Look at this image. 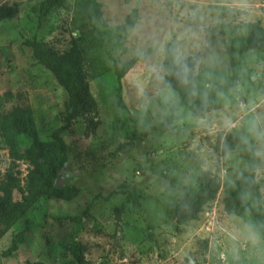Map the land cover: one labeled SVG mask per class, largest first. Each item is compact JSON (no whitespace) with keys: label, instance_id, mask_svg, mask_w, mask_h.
Here are the masks:
<instances>
[{"label":"rangeland","instance_id":"374dc122","mask_svg":"<svg viewBox=\"0 0 264 264\" xmlns=\"http://www.w3.org/2000/svg\"><path fill=\"white\" fill-rule=\"evenodd\" d=\"M42 1L0 0V5L19 8L16 18L0 22V116L29 106L39 139L49 141L65 125L66 93L24 42L36 39L63 52L71 38L83 45L91 33L76 17V0L69 11L58 9L39 21ZM98 1L109 26L122 24L138 8V24L114 52L120 62L150 46L152 52L122 79L125 110L117 107L110 72L103 82L89 77L100 125L90 138L84 137L79 120L61 134L85 157L81 164L70 158L61 178L79 193L71 201L40 199L0 236V264H75L66 249L73 242L87 247L84 256L90 264H264V240L251 220L223 210L225 188L247 171L245 159L236 150L227 156L217 150L219 137L227 132L253 148L254 176L261 184L258 210L264 215V54L248 51L233 65L228 54L229 44H241L248 23L264 27V0ZM168 42L176 44V57L198 55L197 85L204 93L213 91L220 107L201 119L180 109L164 127L177 100L162 87ZM11 163L8 151L0 148V181ZM28 169L24 161L14 163L22 185ZM207 175L222 181L217 198L197 220L176 230L173 205ZM13 199L20 200V193L14 191ZM86 209L81 223L66 219ZM25 229L15 255L3 257L11 239Z\"/></svg>","mask_w":264,"mask_h":264},{"label":"trees","instance_id":"16d2710c","mask_svg":"<svg viewBox=\"0 0 264 264\" xmlns=\"http://www.w3.org/2000/svg\"><path fill=\"white\" fill-rule=\"evenodd\" d=\"M73 0H44L39 3L37 15L39 21L47 18L58 9L69 11ZM76 17L86 23L91 38L86 44H80L71 38L69 48L63 52L54 45L26 40L25 47L32 58L49 71L57 84L66 93L64 103L65 125L52 133L51 140L42 141L38 136L35 117L29 106L16 107L9 113L0 116V148L8 151L12 161L4 178L0 181V236L12 228L42 198L71 201L77 197L79 190L74 186L56 188L57 175L67 167L70 158L75 163H83L84 155L78 153L70 144L65 143L61 134L79 120L84 125V137L90 138L98 129L97 103L91 91L89 77L101 80L111 73L116 83L115 98L118 109L125 110L121 94V82L124 76L139 62L148 59L152 52L150 46L145 52L120 62L114 52L127 35L139 22L138 8L130 10L122 24L109 26L103 16V5L98 0H76ZM19 13L16 5H0V22L12 20ZM244 38L239 45H228L231 64L244 53L255 50L264 54V27L259 22L248 23L244 29ZM198 55L176 57V44L168 42L164 46L162 87L174 92L177 100L171 105L164 127L172 124L176 113L186 109L195 119L204 118L208 113L217 110L220 104L213 91H200L195 78V67ZM185 67L187 71H185ZM217 150L222 156L231 151H238L245 159L247 171L240 175L232 186L225 188L223 210L229 216L251 220L256 231L264 240V215L258 207L261 204V184L255 179L257 158L252 147L234 132H227L219 137ZM24 161L29 165L24 184H21L19 171H14V163ZM86 163V162H85ZM223 187L218 176L201 177L196 188L188 189L173 205L172 218L175 229L188 222L197 220L204 207L217 198ZM20 193V200L13 199V192ZM120 217L122 210H118ZM88 214V209L81 215L66 217L73 222L81 223ZM26 229L11 239L10 247L2 253L5 258L15 255L25 241ZM72 246V247H71ZM66 245L75 264H90L85 259L87 247L81 243ZM25 264H45L43 262H26Z\"/></svg>","mask_w":264,"mask_h":264},{"label":"water","instance_id":"95a60500","mask_svg":"<svg viewBox=\"0 0 264 264\" xmlns=\"http://www.w3.org/2000/svg\"><path fill=\"white\" fill-rule=\"evenodd\" d=\"M64 170L65 168L57 175L56 177V180H55V183H54V186L56 188H63L64 187V184L63 182L61 181V178L62 176L64 175Z\"/></svg>","mask_w":264,"mask_h":264},{"label":"clouds","instance_id":"9594fccd","mask_svg":"<svg viewBox=\"0 0 264 264\" xmlns=\"http://www.w3.org/2000/svg\"><path fill=\"white\" fill-rule=\"evenodd\" d=\"M178 60H179V57H178ZM185 71H187V68L185 67Z\"/></svg>","mask_w":264,"mask_h":264}]
</instances>
